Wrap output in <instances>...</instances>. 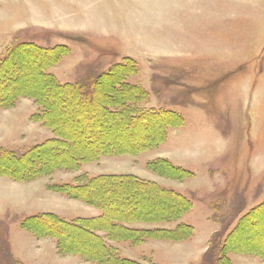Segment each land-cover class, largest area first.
Returning <instances> with one entry per match:
<instances>
[{
    "label": "rangeland",
    "instance_id": "374dc122",
    "mask_svg": "<svg viewBox=\"0 0 264 264\" xmlns=\"http://www.w3.org/2000/svg\"><path fill=\"white\" fill-rule=\"evenodd\" d=\"M22 43L64 46L65 54L48 72L63 84L101 78L94 94L103 98V108L118 93L105 83L110 80L105 75L126 64L133 71L126 82L146 93L139 108L174 111L183 124L170 129L163 144L136 155L103 156L77 170L61 169L33 180L0 175V264H96L60 254L52 238H36L21 224L44 213L66 220L100 216L95 205L51 185L102 175H134L193 202L179 220L135 224L167 230L186 224L194 229L191 238L149 239L137 246L107 240L122 257L146 264H215L208 254L211 243L223 240L242 217L264 204V0H0V61ZM28 64H12L5 72L8 85L1 90L26 87L31 81L22 78L28 70L36 74L37 63ZM57 102L69 126L82 124L70 138L75 146L60 147L67 158L87 141L104 142L99 138L103 133L107 138L112 130L127 132L95 117L101 109L98 99L86 98L79 105ZM39 111L29 98L0 108V149L21 154L54 138L50 129L33 121ZM53 154L22 165L31 170L49 164L48 159H62ZM158 159L192 175L184 180L160 176L147 167ZM120 201L114 200L125 207ZM136 201L129 206L137 207ZM259 215L254 229L241 228L231 240L236 245L228 255L232 264H264L253 254L256 247L264 249V213ZM5 243L13 259L8 260ZM71 244L89 243L74 237Z\"/></svg>",
    "mask_w": 264,
    "mask_h": 264
},
{
    "label": "trees",
    "instance_id": "16d2710c",
    "mask_svg": "<svg viewBox=\"0 0 264 264\" xmlns=\"http://www.w3.org/2000/svg\"><path fill=\"white\" fill-rule=\"evenodd\" d=\"M65 52L64 46L45 48L36 43H22L12 48L7 56L1 59L0 108L10 109L15 107L22 98L32 99L40 109L33 115V121L50 129L54 138L35 145L21 154L0 149V175L14 180H33L44 175H53L55 171L61 169L77 170L83 163L98 161L103 156L136 155L163 144L168 139L169 130L183 124L181 115L174 111L139 108L138 103L143 100L146 93L126 82L129 73L133 72L126 64L116 66L109 74L105 75L110 80L104 82L110 87L112 84L118 92L115 96L113 94L114 99L109 101L110 104L105 105V109L101 103L103 98L100 96L95 98L94 94L96 82L101 78L93 83L90 81L88 83H60L48 70L60 61ZM19 62L26 65L37 63L33 69L36 74H33L32 70H28L22 79H29L31 82L23 89H13L9 93H5L4 90H1L8 85L7 78L9 76L5 72L10 69L12 64L15 65ZM36 81H40V83L38 84ZM86 98L98 99L100 105L96 103V106L101 109L99 113L95 114V117H104L101 119L102 123L106 122L113 128L124 129L127 132L117 135L116 131L112 130L115 134L111 132L107 138H103V133L99 138L104 142L92 145V141H87V147L85 146L83 149L74 147L67 158L65 155L68 152L60 147L75 146V142H72L70 138L74 134L73 130L82 124L79 122L76 126H69L67 115L58 107L57 100H68L79 105ZM94 106L95 104L92 107ZM144 130H150L151 134L148 135ZM127 139H130L129 146L123 144ZM54 151L58 153L53 154ZM50 154L62 159H48L52 163L45 166L42 164L31 170L22 165L28 159L33 161L37 157ZM147 167L160 176L174 180H184L192 175L190 171L177 167L165 159L149 162ZM80 180L81 182L78 184L51 185V187L72 199H79L95 205L102 211L100 216L66 220L54 213H44L26 218L22 221V229L36 238H52L60 254L79 255L85 261L96 264H146L122 257L119 250L106 243L107 240L127 241L131 245L137 246L149 239L183 241L193 236V227L186 224H179L174 230L149 229L135 225L170 223L179 220L193 208V202L181 193L134 175H102L93 179ZM121 194L124 196L118 198ZM114 200H121V205H125V207L118 206L120 203L118 204ZM128 200L136 201L138 206H129L133 204ZM134 210L136 212H133ZM263 213L264 204L252 209L242 217L238 226L223 240L211 243L208 254L209 257H213L215 264H232L228 255L229 252L236 249V245H232L231 240L236 237L241 228L249 226L254 229L259 224L257 219L259 214ZM74 237L87 240L89 244L74 246L71 244ZM5 245L6 251L9 252L8 260L13 259L7 243ZM253 254L264 260V249L256 247Z\"/></svg>",
    "mask_w": 264,
    "mask_h": 264
}]
</instances>
